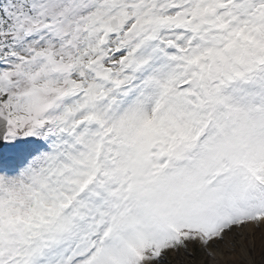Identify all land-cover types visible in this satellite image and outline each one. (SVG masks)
Returning <instances> with one entry per match:
<instances>
[{"label":"snow or ice","instance_id":"snow-or-ice-1","mask_svg":"<svg viewBox=\"0 0 264 264\" xmlns=\"http://www.w3.org/2000/svg\"><path fill=\"white\" fill-rule=\"evenodd\" d=\"M0 264H264V0H0Z\"/></svg>","mask_w":264,"mask_h":264}]
</instances>
